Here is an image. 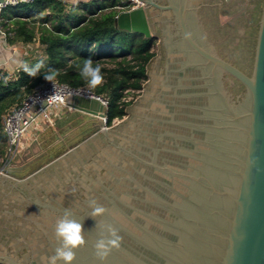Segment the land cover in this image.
<instances>
[{"label": "water", "instance_id": "95a60500", "mask_svg": "<svg viewBox=\"0 0 264 264\" xmlns=\"http://www.w3.org/2000/svg\"><path fill=\"white\" fill-rule=\"evenodd\" d=\"M137 1L114 23L157 38L140 94L111 125L75 98L90 135L24 177L0 172V262L49 264L67 211L87 241L73 264H101L107 224L122 239L104 264H264V0L247 64L243 33H214L210 0Z\"/></svg>", "mask_w": 264, "mask_h": 264}, {"label": "trees", "instance_id": "16d2710c", "mask_svg": "<svg viewBox=\"0 0 264 264\" xmlns=\"http://www.w3.org/2000/svg\"><path fill=\"white\" fill-rule=\"evenodd\" d=\"M94 3L70 7L61 0H33L3 9V24L14 31L10 38L24 42L39 39L44 46L45 58L41 60L45 67L35 77L20 69L8 81H0V159L6 150L3 115L9 106L19 104L36 85L46 81L43 75L49 68L58 70L56 80L80 86L86 83L78 66L87 58L94 66L98 64L104 82L94 91L109 99L108 125L126 114L132 102L127 95L142 89L157 38L116 28L117 1Z\"/></svg>", "mask_w": 264, "mask_h": 264}, {"label": "built area", "instance_id": "2783aa9c", "mask_svg": "<svg viewBox=\"0 0 264 264\" xmlns=\"http://www.w3.org/2000/svg\"><path fill=\"white\" fill-rule=\"evenodd\" d=\"M33 0H2L0 1V36L3 42L14 34V31L3 24L2 11L8 6H15L21 3H29ZM139 2H133L126 6H117L119 10L136 6ZM10 75L0 70V81H8ZM141 90L138 91V94ZM134 92V90L132 91ZM77 97L94 99L103 106L104 115L101 116L107 124V109L109 99L103 94L97 93L87 85L72 86L55 80L53 82H42L34 87L23 100L13 106L3 115V134L6 138L5 156L1 158L0 172L14 166V159L19 155L25 146L26 139L42 129L45 123L53 124L54 116L66 107L71 106L72 100ZM127 100H132L127 97ZM0 264H4L0 262Z\"/></svg>", "mask_w": 264, "mask_h": 264}, {"label": "clouds", "instance_id": "9594fccd", "mask_svg": "<svg viewBox=\"0 0 264 264\" xmlns=\"http://www.w3.org/2000/svg\"><path fill=\"white\" fill-rule=\"evenodd\" d=\"M22 70L30 77H35L37 73L45 67L44 61H38L35 65L29 66L27 63L20 65ZM79 75L85 81L90 89H95L103 84L104 76L101 67L97 64L94 66L91 58L84 59L82 66H78ZM59 75L58 70L49 68L43 75L48 82H53ZM106 212L105 206L93 202L89 216L93 219L102 218ZM100 223V219L98 221ZM104 233L95 244V256L104 264L113 249L120 247L121 236L118 229L111 224L104 226ZM55 238L59 246L54 249V253L49 257V264H73L76 259V252L80 247L86 245L83 223L72 217L70 212H65L63 217L57 219L54 225Z\"/></svg>", "mask_w": 264, "mask_h": 264}, {"label": "rangeland", "instance_id": "374dc122", "mask_svg": "<svg viewBox=\"0 0 264 264\" xmlns=\"http://www.w3.org/2000/svg\"><path fill=\"white\" fill-rule=\"evenodd\" d=\"M117 9L119 10V8ZM154 49L155 52L159 51L158 43L155 45ZM37 53L38 55L36 57L40 58L39 60L45 58L43 52L38 51ZM39 60L37 59V62ZM139 94L131 92L127 97L134 101ZM15 105L9 106L10 108H8L6 112ZM91 118L92 117L88 115H78L74 112L68 111L66 108L63 110L61 109L53 124L49 123L46 125L44 131H38L30 138L26 139L25 146L14 159L13 163L17 165L23 164L25 166L32 159L33 163L25 172L19 173L24 175L28 174L30 171L44 163V161L62 153L73 144L90 135L91 133L88 126L91 123Z\"/></svg>", "mask_w": 264, "mask_h": 264}, {"label": "flooded vegetation", "instance_id": "af4514ba", "mask_svg": "<svg viewBox=\"0 0 264 264\" xmlns=\"http://www.w3.org/2000/svg\"><path fill=\"white\" fill-rule=\"evenodd\" d=\"M211 6L209 7L208 14L211 16V25L216 35H225L226 29H233L229 35H240L243 33L242 40H244L242 50L247 52L245 54L246 60L243 59V63L247 64V56L250 53L254 37L257 30V20L260 15L262 6V0H210ZM227 7H233L234 10L226 9ZM224 20V22H222ZM244 28L242 32L238 29ZM239 31V32H238ZM241 35V36H242ZM228 36L222 38L221 44H225L228 40ZM219 39V38H218Z\"/></svg>", "mask_w": 264, "mask_h": 264}, {"label": "crops", "instance_id": "0c3cea01", "mask_svg": "<svg viewBox=\"0 0 264 264\" xmlns=\"http://www.w3.org/2000/svg\"><path fill=\"white\" fill-rule=\"evenodd\" d=\"M61 1H63L67 6L75 7L77 5H86V4L93 3V2H95L96 4H99V3L110 4L113 0H61ZM117 2H118V0H117ZM43 48H44V46L40 43L38 38H36L35 40H33L31 42H24L20 39L8 38V41L3 42L1 39V36H0V70H2V72L6 73L10 76H14L20 69H22L20 67V65L22 63H27L28 65H30L32 63L36 64L37 59H38V57H36L38 55L37 52L41 51L44 53ZM74 100L75 99H73L72 102ZM65 108L68 109V111L74 112L78 115H88L85 112L75 108L72 104H71V106H66V107L62 108V110ZM58 115L59 114L54 116V120L56 119V117ZM88 116H90V115H88ZM92 120H93V118L90 119L91 123L88 126L90 129V133L93 132ZM46 125H48V124L44 122V124L42 125V129L40 131H44ZM80 141H78V142H80ZM77 143H75V144H77ZM75 144H73L72 146H74ZM71 147H69V148H71ZM60 154H58V155H60ZM58 155H55V156L49 158L48 160L44 161V163H42L39 167L48 163L50 160L57 157ZM32 161H33V159L31 161H29L25 166L23 164L17 165L14 163V166H13V168L15 169L14 176L24 177V176L30 174L31 172L35 171L36 169H38L39 167L33 169L32 171H30L28 174H25V175L20 174V173L25 172L26 169L29 168V166L33 163Z\"/></svg>", "mask_w": 264, "mask_h": 264}]
</instances>
